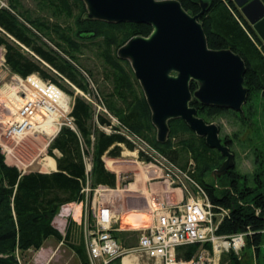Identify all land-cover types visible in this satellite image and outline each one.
Listing matches in <instances>:
<instances>
[{
  "label": "trees",
  "instance_id": "1",
  "mask_svg": "<svg viewBox=\"0 0 264 264\" xmlns=\"http://www.w3.org/2000/svg\"><path fill=\"white\" fill-rule=\"evenodd\" d=\"M33 1L38 14L25 8L21 0H0V48L4 49V64L10 73L21 78L37 74L71 97L74 130L60 129L47 147V155L55 163L44 159L35 167L38 172L22 174L5 163L0 151V264H18L20 254L38 251L49 238L62 244L68 242L70 228L76 223L67 218L62 236L52 222L63 206L84 202L81 193L85 181L84 159L91 162V187L114 189L115 174L105 168L102 158L106 155L118 159L123 148L134 151L126 135L148 144L181 172L187 173L213 206L228 210L229 216L217 233H249L246 249L252 250L255 264H264V190H260L261 185L251 189L246 182H240L244 177L235 166L213 180L212 173L221 168L225 158L208 148L204 139L197 137L180 119L168 121L165 142L156 139V129L151 124L141 87L129 62L118 56V50L128 40L148 37L151 26L89 19L81 0ZM176 1L191 16L202 12L198 22L210 50L233 52L242 59L246 69L243 87L247 99L240 112L201 104L194 97L199 88L196 82L189 84L192 95L189 107L207 124L222 115L232 114L242 125H247L244 120L256 119L260 107L264 106V42L232 0ZM63 19L70 24L61 26L57 21ZM88 49L96 51L100 62V83L81 58ZM73 88L90 96L106 113L96 112L94 105L75 95ZM111 118L116 123L113 124ZM102 127H109L110 133L104 132ZM220 140L233 153L236 134ZM258 155L261 158L260 152ZM138 160L145 161L140 153ZM106 166L115 168L113 161H107ZM41 170L55 171L39 173ZM131 235L132 243H126V237ZM138 236L139 232L112 233L126 249L134 247ZM69 247L81 264H89L83 238ZM198 248V245L180 248L178 256L189 259ZM222 261L242 264L232 253L225 255ZM120 262L117 258L109 264Z\"/></svg>",
  "mask_w": 264,
  "mask_h": 264
},
{
  "label": "built area",
  "instance_id": "2",
  "mask_svg": "<svg viewBox=\"0 0 264 264\" xmlns=\"http://www.w3.org/2000/svg\"><path fill=\"white\" fill-rule=\"evenodd\" d=\"M59 91L57 86L42 80L37 74L25 78L12 74L10 84L4 86L1 94V108L6 114L2 121V137L16 143L28 136L45 135L49 145L62 127L74 130L70 116L73 100L71 102L66 97V101L60 103L57 96ZM79 94L94 105L96 112L106 113L89 96ZM111 120L113 124L116 123L114 119ZM47 124L54 130L51 136L46 134ZM101 129L110 133L109 127ZM125 137L134 145V153L143 156L145 161L141 162L159 170L168 186L178 188L185 198L175 204L153 199L148 206L149 221L140 228L137 245L126 249L112 237L113 232L119 231L117 225L120 218L101 203V186L91 187V162L88 158L84 159L85 181L81 193L85 200L80 203L83 206L81 219L84 221L88 216L94 222V229L84 241L89 264H109L117 258L121 259L122 264L124 257H131L133 264H140L141 260L144 264H221L223 257L229 253L239 257L249 233H217L220 224L229 216V211L213 206L187 173L181 172L148 144L133 136ZM20 172L25 174L24 171ZM192 245L199 248L189 259L178 256L180 248Z\"/></svg>",
  "mask_w": 264,
  "mask_h": 264
},
{
  "label": "water",
  "instance_id": "3",
  "mask_svg": "<svg viewBox=\"0 0 264 264\" xmlns=\"http://www.w3.org/2000/svg\"><path fill=\"white\" fill-rule=\"evenodd\" d=\"M81 1L89 19L151 26L148 37L128 40L118 50V56L129 62L141 87L157 141L165 142L168 121L180 119L197 137L204 139L208 148L225 158L213 176H221L234 167L233 155L221 143L218 127L196 117V110L189 107L190 82L199 85L194 97L205 106L240 112L247 99L243 87L244 62L229 50L212 51L208 48L198 22L202 12L191 16L176 0ZM232 1L264 42V2ZM204 7L202 5V9Z\"/></svg>",
  "mask_w": 264,
  "mask_h": 264
},
{
  "label": "rangeland",
  "instance_id": "4",
  "mask_svg": "<svg viewBox=\"0 0 264 264\" xmlns=\"http://www.w3.org/2000/svg\"><path fill=\"white\" fill-rule=\"evenodd\" d=\"M21 1L25 8L30 10L33 14H38L33 0ZM50 22L54 21L50 19ZM57 22L63 27L70 24V21H66L64 19ZM3 55L4 49L0 48V145L4 146V148L0 146V151L4 156L5 163L7 165L14 166L18 170L24 171L25 173L38 172L35 171V167L44 159H51V157L47 155V147L49 146L47 145L49 143L48 137L45 135L28 136L15 143L14 141L6 140L1 135L3 124L2 121L5 119L6 115L1 108V94L3 93L4 86L10 84L12 76V73L9 72L4 64ZM81 58L84 64L93 70L98 82H102V69L100 62L97 59L96 51L93 49H88L83 53ZM91 84L96 87L93 83ZM62 85L64 86V84ZM67 88L68 90H72L71 87ZM64 94L67 95L66 93ZM77 94H79V92H77ZM77 94L75 92V95ZM66 97L69 96L67 95ZM89 98L93 100L90 96ZM70 99L72 102L73 99ZM244 121H246L245 123H247V125H242V123L239 122L232 114H225L216 119L213 124H215L218 129L220 128L219 138L226 136L231 138L234 134H236V140L232 148V163L236 167V170L244 177L240 180V182H246L247 186L251 189H257L261 185L260 190H264V106L262 108L260 107L259 115L256 119ZM48 132H51L50 126L47 129V133ZM124 149L122 150L123 152L134 153V151H128L127 149H125V151ZM259 152L261 153V158L258 157ZM131 159L133 158H131L130 155L126 157L120 156V163L124 164L126 162H130ZM39 172L46 173L48 171L41 170ZM214 176L217 175L214 174ZM128 180L129 177L125 181ZM123 185L124 184L120 186V189L123 188ZM112 190H116V188ZM62 210L68 211V208L65 207L61 209L56 217L60 215ZM70 218L73 222H75L73 217ZM65 220L66 218H62V225L60 228L54 225L56 229L58 228L57 230L62 236L65 234V230L63 229ZM121 223L128 226H143L147 222L144 221L141 216H135L132 221L126 222L123 220ZM93 229V219L87 216L84 221L81 219L79 223H76L75 226L70 228V238L67 240V243L62 244L52 238H49L45 241L43 247L38 251L35 252L29 250L23 254H20L17 257L18 264H81L69 246L70 244L77 245L81 238H83V241H85V238L88 237L89 233ZM132 238V235L127 236L126 243L128 242L131 244L133 241ZM239 258L241 259L242 264H255L256 262L252 250L246 249V246L243 248ZM144 263V261H140V264ZM221 264H227V262L223 263L222 261Z\"/></svg>",
  "mask_w": 264,
  "mask_h": 264
},
{
  "label": "crops",
  "instance_id": "5",
  "mask_svg": "<svg viewBox=\"0 0 264 264\" xmlns=\"http://www.w3.org/2000/svg\"><path fill=\"white\" fill-rule=\"evenodd\" d=\"M128 154H133L130 155L133 159H131L130 162H126L124 164L120 163V158L112 159L106 155L102 158L105 168L108 171L114 173L116 177V190L101 186V203L108 206L119 216L120 223L117 225L119 227V231L117 233L139 232L140 228H143L146 224L143 226H128L126 224H122L121 221L124 220L129 222L132 221L135 216H141L144 221L148 222L150 213L148 206L153 199H158V201L161 203L167 202L175 204L181 200H184L185 198L184 194L178 188H172L168 186V184L163 180L162 173L159 170L150 168L149 166L143 164L138 160L135 153L122 151L121 157H126ZM107 161H113L115 168H108L106 166ZM54 171L55 170H51L46 173ZM128 177L129 180L125 181ZM122 184H124L123 188L120 189ZM65 207L68 208V212L65 215L66 220L70 214L75 222L79 223L82 218V204L73 203L65 205L62 208ZM62 216L63 214L61 217ZM58 220L59 219H57V221ZM66 220L64 221L63 229H65ZM118 242L122 245L121 240L118 239ZM136 245L137 242L134 244V247Z\"/></svg>",
  "mask_w": 264,
  "mask_h": 264
},
{
  "label": "bare ground",
  "instance_id": "6",
  "mask_svg": "<svg viewBox=\"0 0 264 264\" xmlns=\"http://www.w3.org/2000/svg\"><path fill=\"white\" fill-rule=\"evenodd\" d=\"M73 89H74V88H73ZM74 90H75V89H74ZM75 92H76V94H77V92H79V91H76V90H75ZM57 96H58V99H59L60 103H63L64 101H66V96H67V95H65L64 92H63L62 90L59 91V92H57ZM70 98H71V97H70ZM49 126H50V125L47 124V126H46V128H45V131H46V134H48V135H52L53 132H54V130H53L52 127H50V128H51V132H48V133H47V129H48ZM51 159H52V158H51ZM52 161L55 163V161H54L53 159H52ZM150 168H151V167H150ZM55 170H56V167H55ZM61 209H63V208H61ZM67 212H68L67 210H62L61 213H60V215H59L58 217L55 218L56 222H55V220H54L52 223L60 228L61 225H62L61 220H62V218H65V214H66ZM62 214H63V216L61 217ZM59 217H61V218H59ZM57 219H59V220L57 221ZM55 223H56V224H55ZM53 227H54V226H53ZM54 228H55V227H54ZM132 260H133V259H132L131 257H124V258L122 259V264H133V263H132Z\"/></svg>",
  "mask_w": 264,
  "mask_h": 264
}]
</instances>
